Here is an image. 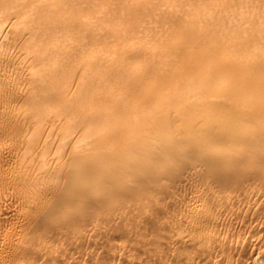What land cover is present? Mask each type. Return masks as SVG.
I'll list each match as a JSON object with an SVG mask.
<instances>
[{"label":"bare ground","instance_id":"obj_1","mask_svg":"<svg viewBox=\"0 0 264 264\" xmlns=\"http://www.w3.org/2000/svg\"><path fill=\"white\" fill-rule=\"evenodd\" d=\"M0 264H264V0H0Z\"/></svg>","mask_w":264,"mask_h":264}]
</instances>
